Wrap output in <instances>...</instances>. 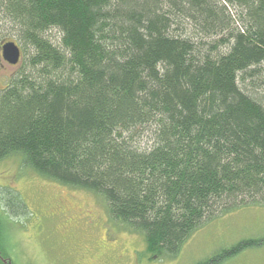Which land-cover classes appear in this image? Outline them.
Segmentation results:
<instances>
[{
  "label": "trees",
  "instance_id": "1",
  "mask_svg": "<svg viewBox=\"0 0 264 264\" xmlns=\"http://www.w3.org/2000/svg\"><path fill=\"white\" fill-rule=\"evenodd\" d=\"M9 40L22 59L2 77L0 58V161L92 194L155 260L264 206V0H0Z\"/></svg>",
  "mask_w": 264,
  "mask_h": 264
},
{
  "label": "rangeland",
  "instance_id": "2",
  "mask_svg": "<svg viewBox=\"0 0 264 264\" xmlns=\"http://www.w3.org/2000/svg\"><path fill=\"white\" fill-rule=\"evenodd\" d=\"M15 69L3 63L1 76ZM100 204L25 169L17 157L0 161V209L10 228L0 256L14 264H197L243 239L264 238V206L244 208L204 225L175 256L155 260L142 235L111 223ZM220 264H264V244Z\"/></svg>",
  "mask_w": 264,
  "mask_h": 264
},
{
  "label": "water",
  "instance_id": "3",
  "mask_svg": "<svg viewBox=\"0 0 264 264\" xmlns=\"http://www.w3.org/2000/svg\"><path fill=\"white\" fill-rule=\"evenodd\" d=\"M0 57L8 64L15 66L21 61V48L14 41H5L0 46Z\"/></svg>",
  "mask_w": 264,
  "mask_h": 264
}]
</instances>
